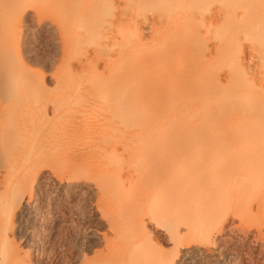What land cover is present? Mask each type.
<instances>
[{"label":"bare ground","instance_id":"1","mask_svg":"<svg viewBox=\"0 0 264 264\" xmlns=\"http://www.w3.org/2000/svg\"><path fill=\"white\" fill-rule=\"evenodd\" d=\"M39 1L78 30L74 40L63 36L66 50L80 51L89 38L112 44L93 47L89 62L107 74L86 89L38 91L13 59L16 34L0 32V264H26L3 247L20 231L17 220L34 222L57 206L39 197L42 182L69 203L89 198L88 217L101 229L88 233L99 250L84 264L209 263L221 249L213 237L231 218L263 232L264 0H0L3 24L21 26ZM132 9L148 14L141 25L153 36L133 65ZM239 62L258 71L260 90L239 116L254 127L235 140L178 138L158 111L141 112L148 90L218 99L216 70L232 85L246 83ZM195 150L204 153L194 157Z\"/></svg>","mask_w":264,"mask_h":264},{"label":"rangeland","instance_id":"2","mask_svg":"<svg viewBox=\"0 0 264 264\" xmlns=\"http://www.w3.org/2000/svg\"><path fill=\"white\" fill-rule=\"evenodd\" d=\"M48 3L39 1L37 12L27 11L28 19L21 26L3 24L0 13V32L10 33L12 38L13 33L16 34L12 45L13 59L31 74L35 90L70 87L84 90L89 85V79L102 78L107 74L104 64L96 66V61L89 62L94 58L93 47L111 46L112 42L108 40L106 44L105 41L89 38L82 41L83 48L80 51L66 50L63 36L74 40L79 32L74 25L65 22L66 25L59 14L46 6ZM132 10L138 20L128 32L130 42L138 43L137 50L129 56L133 65L134 61L141 58L144 49L151 46L153 36L152 31L143 30L141 25L142 18L148 14L139 9ZM81 23L86 26V23ZM200 43L201 48L205 49L210 42L206 38ZM249 50V47H245L242 51L249 55ZM242 51L241 59L244 55ZM205 58L211 60L212 54L207 53ZM181 60L178 59V62L181 63ZM241 66L245 69L240 70L241 80L246 83L238 85H232L224 72L216 70V77L221 83L220 96L216 100L196 98L193 101L188 92L181 90L170 89L167 91L168 96L164 95L163 89L148 90L140 107L141 112L148 116L158 111L162 122L173 124L178 138L235 140L240 132L254 127V120H240L239 116L242 117V113L246 114L251 109L260 90L258 71L239 62V68ZM209 79V76L203 77L204 86L209 84ZM189 104L195 105L186 108ZM203 110H208L209 115H203ZM203 153V150H195L192 156L201 157ZM56 195L59 200H56ZM39 197L48 204L56 202L57 206L48 209L45 206L34 222L27 216L19 218L16 226L20 227V231L5 236L3 247L18 251L26 264H84L88 259H93L92 254L99 250L98 242L90 239L88 233L99 231L101 227L88 217L89 198L78 195L69 203L66 195L57 194L54 188L43 182L39 185ZM261 233L264 235V231ZM261 233L257 227L248 223L240 226L239 220L231 218L226 223L224 234L213 237V242L219 239L221 242L218 243L221 249L216 258L209 263L204 261L206 264H264V239Z\"/></svg>","mask_w":264,"mask_h":264}]
</instances>
